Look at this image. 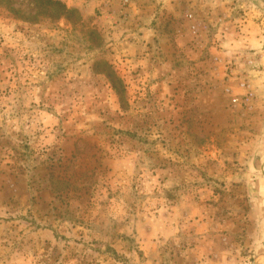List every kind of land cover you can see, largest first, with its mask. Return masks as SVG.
Here are the masks:
<instances>
[{
	"label": "rangeland",
	"instance_id": "rangeland-1",
	"mask_svg": "<svg viewBox=\"0 0 264 264\" xmlns=\"http://www.w3.org/2000/svg\"><path fill=\"white\" fill-rule=\"evenodd\" d=\"M59 1L0 0V264H264V0Z\"/></svg>",
	"mask_w": 264,
	"mask_h": 264
},
{
	"label": "crops",
	"instance_id": "crops-1",
	"mask_svg": "<svg viewBox=\"0 0 264 264\" xmlns=\"http://www.w3.org/2000/svg\"><path fill=\"white\" fill-rule=\"evenodd\" d=\"M245 28L247 30V25L246 24H245ZM245 28L243 29V32L245 31ZM232 29L230 31H232ZM234 32H235V30H234ZM248 32H246V34L241 37L244 47H248V46L252 47V46L262 45L263 44V42L261 41L262 39L258 38V36L256 34H253L252 31H250L249 33ZM252 142H253V139H252ZM249 145H251V143H249ZM241 155L246 157L244 154H241ZM259 157L262 160L264 159V158H262L261 154H260ZM251 159L252 158L250 156L249 162L250 161H254L253 166H251L252 163H250V167H248V170H247L249 172V176H251V178L253 180L252 184L249 183L250 184V188L252 186L251 189L254 190V193H255L254 200L256 202H258V203H260V201H261V202H263L262 204L264 205V160H263V163L260 164V167L258 168L256 166L257 160H258L257 156L253 157V160H251ZM255 160H256V162H255ZM263 211H264V209H263Z\"/></svg>",
	"mask_w": 264,
	"mask_h": 264
},
{
	"label": "trees",
	"instance_id": "trees-1",
	"mask_svg": "<svg viewBox=\"0 0 264 264\" xmlns=\"http://www.w3.org/2000/svg\"><path fill=\"white\" fill-rule=\"evenodd\" d=\"M42 3L48 4V5H53L58 9V12H61L62 14H69L73 12V10H70L66 8V6L61 3L59 0H41Z\"/></svg>",
	"mask_w": 264,
	"mask_h": 264
},
{
	"label": "built area",
	"instance_id": "built-area-1",
	"mask_svg": "<svg viewBox=\"0 0 264 264\" xmlns=\"http://www.w3.org/2000/svg\"><path fill=\"white\" fill-rule=\"evenodd\" d=\"M192 28L195 30L196 29V25H193Z\"/></svg>",
	"mask_w": 264,
	"mask_h": 264
}]
</instances>
